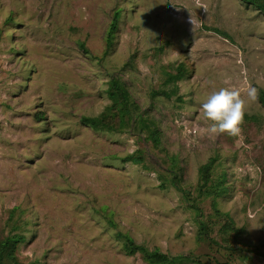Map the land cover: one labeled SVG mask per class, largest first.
<instances>
[{"label": "rangeland", "instance_id": "374dc122", "mask_svg": "<svg viewBox=\"0 0 264 264\" xmlns=\"http://www.w3.org/2000/svg\"><path fill=\"white\" fill-rule=\"evenodd\" d=\"M263 91L264 0H0V264H264Z\"/></svg>", "mask_w": 264, "mask_h": 264}, {"label": "clouds", "instance_id": "9594fccd", "mask_svg": "<svg viewBox=\"0 0 264 264\" xmlns=\"http://www.w3.org/2000/svg\"><path fill=\"white\" fill-rule=\"evenodd\" d=\"M258 91L248 86L246 96L249 100L257 99ZM202 117L209 123L207 131L218 135L226 133L243 140L241 124L245 115V101L241 98L240 90L221 87L212 91L200 105Z\"/></svg>", "mask_w": 264, "mask_h": 264}, {"label": "trees", "instance_id": "16d2710c", "mask_svg": "<svg viewBox=\"0 0 264 264\" xmlns=\"http://www.w3.org/2000/svg\"><path fill=\"white\" fill-rule=\"evenodd\" d=\"M118 16H119V13L117 12L115 14V16L113 18V21H112V24L110 26V32L112 31V29L114 27H116V22H117ZM113 84L116 85L117 83L113 80ZM263 95H264V91H263ZM262 100L264 102V97H262ZM85 119L92 125L93 128H95V129H100L101 128V125H100V122H99L98 119H96V118H85ZM126 243H127V241H126ZM158 255H159V258L162 260V262L167 260L164 254H158Z\"/></svg>", "mask_w": 264, "mask_h": 264}]
</instances>
